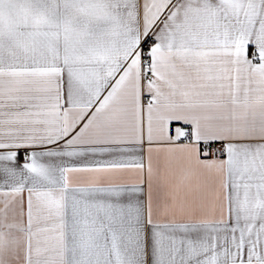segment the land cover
<instances>
[{
	"label": "snow or ice",
	"instance_id": "snow-or-ice-1",
	"mask_svg": "<svg viewBox=\"0 0 264 264\" xmlns=\"http://www.w3.org/2000/svg\"><path fill=\"white\" fill-rule=\"evenodd\" d=\"M0 264H264V0H0Z\"/></svg>",
	"mask_w": 264,
	"mask_h": 264
}]
</instances>
